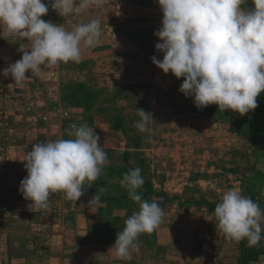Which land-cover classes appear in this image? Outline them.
Here are the masks:
<instances>
[{
    "label": "clouds",
    "instance_id": "clouds-1",
    "mask_svg": "<svg viewBox=\"0 0 264 264\" xmlns=\"http://www.w3.org/2000/svg\"><path fill=\"white\" fill-rule=\"evenodd\" d=\"M104 3L105 0H51V7L65 17ZM245 3L246 0H158L162 21L154 33L159 39L155 49L163 53V59L153 56L151 60L164 73L184 78L179 91L193 97L198 109L215 104L219 111L245 115L258 106L257 97L264 92V0H252L251 8H243ZM48 11L42 0H0V34L22 40L21 59L3 69V75L11 76L17 85L22 86L30 78L27 72L35 77L44 68L81 62L82 48H94L100 41L102 25L98 18L67 30L61 24L41 19ZM136 111L139 119L134 127L141 133H150L156 124L153 114L144 109ZM67 135L70 138L35 143L25 154L27 175L19 191L31 201V212L47 209L51 193H63L65 199L77 202L85 195V181H96L109 163L93 127L72 124ZM141 171L139 167L132 169L120 180L139 208L126 219L111 247L116 258L123 261L131 260L132 252H139L140 235L154 232L165 216L158 202H149L138 194L144 185ZM99 201L95 193L88 205ZM214 215L216 227L230 241L247 240L249 247H256L264 239V210L239 190H226Z\"/></svg>",
    "mask_w": 264,
    "mask_h": 264
},
{
    "label": "crops",
    "instance_id": "crops-1",
    "mask_svg": "<svg viewBox=\"0 0 264 264\" xmlns=\"http://www.w3.org/2000/svg\"><path fill=\"white\" fill-rule=\"evenodd\" d=\"M116 3L125 9L133 5L140 6L141 9L143 7L133 0H116ZM60 17L53 9L50 21L59 23ZM137 19L139 17L130 21L133 23L142 21ZM68 20L70 21V18ZM73 26L74 23L70 27ZM150 77L149 73L143 74L142 79L145 80L139 83L150 88L154 82L157 83L153 84L156 90L153 87V90L151 89L154 101L160 97L171 98L175 94L173 92L181 93L179 91L183 83L181 78H175L170 83L162 81L161 84L156 81L152 83ZM132 83L134 82L131 81ZM32 86V83L27 84L24 99L35 97L38 104L47 103L52 106L51 108L62 107L60 99H50L47 92L44 98L43 90L41 89L39 93L33 92ZM53 86L57 96V88ZM50 96L52 97V92ZM181 97L188 98L182 93ZM42 98L45 102H42ZM180 101L177 106H184ZM187 106L198 109L190 99ZM259 113L258 106L245 115L232 111V115L239 120L243 119L249 123L251 131L255 129L254 120L257 118L264 138V110L262 114ZM226 115L230 116L227 112ZM53 118L49 124L40 122L37 130L30 131L26 130L21 122L18 129H14L13 135L9 137V141L22 140L16 144L20 154L15 150L16 171L11 188L14 217L11 225L0 228V264H239L241 257L239 242L225 238L223 232L216 227L218 222L214 210H211L206 202H213L216 205L221 202L226 190L236 189L242 193L243 188L249 185L259 193L258 204L264 210V141L255 153L248 138L231 133L232 124L216 126L215 142H208L204 147L209 151L203 150V154L201 153V156L206 153L211 161L208 165H213V169L209 167L210 169L206 170L207 174L215 173L214 176L207 179L203 177L205 174L203 172L200 175L195 174L196 176L190 173L191 177L185 183H178L179 185L175 187L169 179L164 184L155 180V171L150 174L156 192L151 200L158 202L165 216L154 232L140 235L139 252H132V259L123 261L116 258L115 249L111 247L115 242L116 233L123 230L126 219L133 212L100 201L88 205L93 196L88 193L76 202L65 199L64 194L60 192L50 194L47 209L31 212L28 208L31 201L25 200L19 191L20 182L27 175L25 154L31 151L32 145L64 138V134L69 130L66 128L67 120ZM203 118L202 115H198V120H205ZM255 155L259 156L258 161ZM217 161H221V164ZM255 164L256 171L252 168ZM224 184L227 186H223ZM85 185L87 184H84V188ZM252 264H264V259Z\"/></svg>",
    "mask_w": 264,
    "mask_h": 264
},
{
    "label": "rangeland",
    "instance_id": "rangeland-1",
    "mask_svg": "<svg viewBox=\"0 0 264 264\" xmlns=\"http://www.w3.org/2000/svg\"><path fill=\"white\" fill-rule=\"evenodd\" d=\"M134 1L142 4V9L136 5L125 9L122 5L117 4L116 0H105L102 7L91 6L80 13L60 17V22L56 24H61L67 30H71L72 23L77 25L98 18L102 25L99 43L94 48H82L83 58L79 63L70 61L60 63L53 68H44L35 77H31V73L27 72L26 76L30 78L24 81L22 86L14 83L11 76L3 75V69L21 59L23 55V51L20 50L22 40L7 33L0 34V103L11 104L7 110L10 133L7 138L6 136L0 137V151L2 150L3 153L12 152L13 156L16 155V151L20 154L16 144L22 139L9 141V137L13 135L14 129H18V124L21 122L28 130L25 118L26 104L33 103V108L38 114L45 113L44 105L47 103L38 104V99L35 97L24 99L28 83H32L33 92L39 93L42 89V97L45 98L47 92L50 99H60L59 101L63 103L62 87L73 82H82L89 84L90 87H88L91 89L103 90L101 101L92 112L88 115H81L72 108L64 106V103L62 107L53 109L63 114L62 120L68 122L67 129L71 124L79 126L87 123L100 136V145L106 151L109 163L103 168L102 174L97 180L105 182L107 188L119 183L117 178L107 176L106 169L110 167L127 168L128 171L130 169L127 165L132 169L139 167L144 180L148 177L152 179L151 175L155 171V180L164 184L169 179L175 184V187L179 185L178 183H185L191 177L190 173L192 176H196L195 174L200 175L203 172L205 173L203 177L207 179L215 175V173L207 174L206 170L213 169V165H208L211 162L209 157L206 153L201 156V153L203 150L209 151L204 147L208 142H215L214 130L217 128L216 126L231 124L232 111H226L231 116L220 120L216 107L208 110L207 114L203 116L205 120H198V113L203 109H192L193 106H187L188 99L192 101L193 97L183 98L181 93L173 92L175 94L171 98L167 96V99L165 97L159 99L157 96L156 101L154 98L152 99L153 84H157L154 81L161 84L162 81L170 83L176 77L171 72L164 73L151 60L153 56L161 61L163 59V53H159L155 49V44L159 42V39L154 33L161 27L162 21L158 0ZM42 2L48 5L49 11L41 19L50 21L53 13L51 0H42ZM135 17H139L142 21L137 23L130 21ZM26 42L24 41V43ZM26 48L27 44H25V50ZM146 73L151 74L150 78L153 80L152 83L154 82L153 88L135 87V85H142L139 82L145 80L142 77ZM181 79L184 80L183 77ZM131 81L134 83L131 84ZM38 82L39 85L36 84ZM52 84L57 88V96ZM130 85H134V87L129 90L125 89ZM51 92L52 97L50 96ZM184 97L186 96L184 95ZM44 98H42V102H45ZM178 101L183 102L184 106L178 107ZM136 109H144L153 114L156 124L151 126L150 133H141L134 127L135 122L139 119ZM50 113L52 118L56 117L54 113ZM236 120H239L238 117ZM239 121L242 123L246 120L240 119ZM0 134H7V132L0 127ZM68 138L70 137L66 132L64 139ZM126 153L129 154V158L125 157ZM0 157L2 158V156ZM142 158L147 162L145 163L144 160V164H142ZM90 183L92 182L86 180L84 184ZM102 190L106 196L118 194L106 188Z\"/></svg>",
    "mask_w": 264,
    "mask_h": 264
},
{
    "label": "trees",
    "instance_id": "trees-1",
    "mask_svg": "<svg viewBox=\"0 0 264 264\" xmlns=\"http://www.w3.org/2000/svg\"><path fill=\"white\" fill-rule=\"evenodd\" d=\"M134 1V0H133ZM243 8H251L252 7V0H247V2L242 5ZM137 21H141L140 19H137ZM133 86H126L125 89L129 90ZM135 87L140 88H150V86L147 85H135ZM103 95V90H95L89 88L85 83L82 82H73L70 83L64 87H62V102L72 108L74 111L81 115H88L92 110L97 106V104L101 101V96ZM122 95V94H121ZM117 96V95H116ZM257 102L258 107H260V113H263L264 110V92H262L258 98ZM218 107L217 105H208L207 107L202 108L203 110H200L198 114L205 116L208 112V110L214 109ZM195 109V108H192ZM219 118L220 120L225 119L226 117H230L226 115L225 111H219ZM231 118V133L237 134L242 137L248 138L251 145L254 147V152L256 153L260 147L263 144L264 138H263V131L259 128L257 124V118L254 120L256 122V125H254L255 129L254 131L249 130V123L242 122L240 123L239 120H236V117L232 115ZM242 124V125H241ZM248 124V125H246ZM121 126V125H119ZM254 153V154H255ZM126 158H129V154H125ZM141 158V157H140ZM256 161L259 160V156L255 155ZM145 159H141L142 164H144ZM147 161L145 160V163ZM255 164L252 168L254 171H256ZM127 167L132 170V168L127 165ZM106 174L110 178H117L119 180L118 184H115V186H110V188L106 187L105 182H99L98 180L93 181L92 183L85 185V194L88 193L90 195H94L95 193L100 196V202L101 203H109L112 206L119 208V209H126L129 210V212L138 211V205L132 201L127 193V190L123 187H121L120 180L122 179L123 175L127 172V168H118V167H110L106 169ZM103 188L109 189L110 191L118 193L116 196H106ZM138 194L142 196L143 199L148 200L151 202L152 197L155 195V189H154V183L150 177L146 178L144 180V185L141 189H138ZM242 194L244 196L250 197L253 199V201L258 203V197L259 193L253 189V187L246 185L243 188ZM211 210L215 209V204L213 202L209 203L206 202ZM262 236H264V232L262 233ZM240 251H241V257L239 259V264H252L255 262H260L262 259H264V239L261 240L260 244L256 247H249L247 245V240H243L239 242Z\"/></svg>",
    "mask_w": 264,
    "mask_h": 264
},
{
    "label": "built area",
    "instance_id": "built-area-1",
    "mask_svg": "<svg viewBox=\"0 0 264 264\" xmlns=\"http://www.w3.org/2000/svg\"><path fill=\"white\" fill-rule=\"evenodd\" d=\"M33 106V103H28L25 107V118L27 121L28 131L33 128L38 129L40 122L49 124L52 120L50 112L54 113L56 118L63 119L64 117L63 114L58 113V111H55L49 105H44L45 113L43 115L38 114L37 111L34 110ZM9 107H11L10 103H0V127L7 132V134H0L1 138H4V136L7 138L10 133V130L8 129L9 116L7 112ZM11 153H3L2 150L0 151V156H2V158L0 157V228L2 229L11 225L14 217L11 188L12 180L16 171V155L13 156Z\"/></svg>",
    "mask_w": 264,
    "mask_h": 264
}]
</instances>
